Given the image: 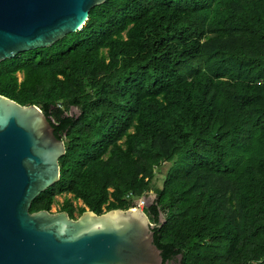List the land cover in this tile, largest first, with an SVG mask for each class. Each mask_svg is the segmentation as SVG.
Listing matches in <instances>:
<instances>
[{"label":"trees","instance_id":"16d2710c","mask_svg":"<svg viewBox=\"0 0 264 264\" xmlns=\"http://www.w3.org/2000/svg\"><path fill=\"white\" fill-rule=\"evenodd\" d=\"M0 94L40 106L66 143L32 212L64 195L76 218L154 191L164 261L264 264V0H106L2 60Z\"/></svg>","mask_w":264,"mask_h":264},{"label":"water","instance_id":"95a60500","mask_svg":"<svg viewBox=\"0 0 264 264\" xmlns=\"http://www.w3.org/2000/svg\"><path fill=\"white\" fill-rule=\"evenodd\" d=\"M106 0H0V63L76 32ZM65 140L37 104L0 94V264H173L142 208L30 210L60 179ZM166 218L162 215V222Z\"/></svg>","mask_w":264,"mask_h":264},{"label":"rangeland","instance_id":"374dc122","mask_svg":"<svg viewBox=\"0 0 264 264\" xmlns=\"http://www.w3.org/2000/svg\"><path fill=\"white\" fill-rule=\"evenodd\" d=\"M73 111H77V108H74ZM168 166H169V163H166V164H164V165L159 169L158 174H157V177H156V183H157L158 185H162L163 180H164V174H165V172H166ZM68 196L71 197V195H68ZM155 196H156V195L152 192V194L149 196V199H150L149 201H150V202L153 201V199L155 198ZM64 198H65L64 195H62V196H58V197H57V202H56L55 204H53L51 211H53V212L60 211L61 202H63ZM75 203L78 204V205L83 204L81 200H77V201H75ZM76 216H77V217L79 216V213H78V212H76ZM173 264H178V261H174Z\"/></svg>","mask_w":264,"mask_h":264},{"label":"built area","instance_id":"2783aa9c","mask_svg":"<svg viewBox=\"0 0 264 264\" xmlns=\"http://www.w3.org/2000/svg\"><path fill=\"white\" fill-rule=\"evenodd\" d=\"M152 192L155 194L154 191H148L142 196L133 195L132 193L128 196L132 200V207H138L144 209V206L147 205L149 199V196L152 194ZM156 195V194H155Z\"/></svg>","mask_w":264,"mask_h":264}]
</instances>
